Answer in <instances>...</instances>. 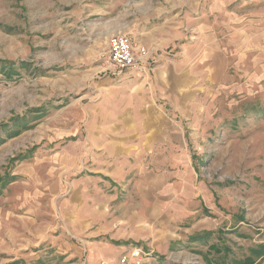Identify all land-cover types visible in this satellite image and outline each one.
<instances>
[{
	"label": "rangeland",
	"instance_id": "obj_1",
	"mask_svg": "<svg viewBox=\"0 0 264 264\" xmlns=\"http://www.w3.org/2000/svg\"><path fill=\"white\" fill-rule=\"evenodd\" d=\"M263 245L264 0H0V264H264Z\"/></svg>",
	"mask_w": 264,
	"mask_h": 264
},
{
	"label": "crops",
	"instance_id": "obj_2",
	"mask_svg": "<svg viewBox=\"0 0 264 264\" xmlns=\"http://www.w3.org/2000/svg\"><path fill=\"white\" fill-rule=\"evenodd\" d=\"M156 139L157 138L155 137V135H153V137H150L149 135L147 136L146 134L143 135V139H138V142H139L138 150L136 153H133V154L137 157L136 169H134V170L136 171L137 174L140 175L138 178L139 183H140V178H142V177L144 178L146 176V174H151L152 176H157V151L155 149L157 147ZM146 141H149L151 143V145L149 144V146H148V148L151 150L150 151L151 154L149 156V161L144 160L146 155H148L147 147L145 145ZM152 142L154 145L152 144ZM108 148H109V146L106 145L103 149H101V151L98 153V159L114 157V154H110L108 152ZM104 163H107V162L105 161ZM173 168H175V167H172L171 169H173ZM103 169H114V167L113 166L108 167L107 164H104L101 167V169H95L94 171L99 174L100 172H103ZM184 169H189V168L186 167ZM155 185L157 187V184H155Z\"/></svg>",
	"mask_w": 264,
	"mask_h": 264
},
{
	"label": "built area",
	"instance_id": "obj_3",
	"mask_svg": "<svg viewBox=\"0 0 264 264\" xmlns=\"http://www.w3.org/2000/svg\"><path fill=\"white\" fill-rule=\"evenodd\" d=\"M110 59L118 71L136 66V59L131 55L128 44L124 39H116L111 42Z\"/></svg>",
	"mask_w": 264,
	"mask_h": 264
},
{
	"label": "trees",
	"instance_id": "obj_4",
	"mask_svg": "<svg viewBox=\"0 0 264 264\" xmlns=\"http://www.w3.org/2000/svg\"><path fill=\"white\" fill-rule=\"evenodd\" d=\"M258 249H259L260 251L264 252V245H263V246H259ZM245 262H246V261H244V262L241 263V264H251V263H250V260H248L246 263H245Z\"/></svg>",
	"mask_w": 264,
	"mask_h": 264
}]
</instances>
